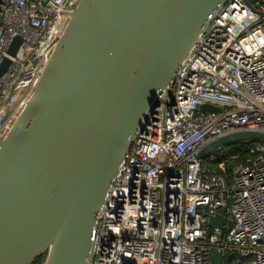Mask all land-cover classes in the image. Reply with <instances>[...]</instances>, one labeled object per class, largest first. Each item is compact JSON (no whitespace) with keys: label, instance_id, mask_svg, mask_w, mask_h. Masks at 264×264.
Returning <instances> with one entry per match:
<instances>
[{"label":"built area","instance_id":"obj_1","mask_svg":"<svg viewBox=\"0 0 264 264\" xmlns=\"http://www.w3.org/2000/svg\"><path fill=\"white\" fill-rule=\"evenodd\" d=\"M79 0H0V147L31 100ZM229 0L160 93L93 232V264H264V143L227 170L213 141L264 134V0ZM20 38L15 55L10 50ZM207 105L214 111H202ZM225 219L223 230L209 225Z\"/></svg>","mask_w":264,"mask_h":264},{"label":"water","instance_id":"obj_2","mask_svg":"<svg viewBox=\"0 0 264 264\" xmlns=\"http://www.w3.org/2000/svg\"><path fill=\"white\" fill-rule=\"evenodd\" d=\"M228 1L79 0L67 13L31 100L1 143L0 264H93V232L122 161ZM252 141L264 143V134L222 137L198 157ZM209 225L223 230L225 219ZM213 264H223L221 252Z\"/></svg>","mask_w":264,"mask_h":264},{"label":"trees","instance_id":"obj_3","mask_svg":"<svg viewBox=\"0 0 264 264\" xmlns=\"http://www.w3.org/2000/svg\"><path fill=\"white\" fill-rule=\"evenodd\" d=\"M250 145H252L251 142H239V143L231 144L225 147L230 152V155L240 154V157H241L238 159H232V158L228 159V162H227L228 173H230V170L234 165L242 162L246 158V156L248 155L247 149ZM44 260H45V257H42L35 264H43Z\"/></svg>","mask_w":264,"mask_h":264},{"label":"rangeland","instance_id":"obj_4","mask_svg":"<svg viewBox=\"0 0 264 264\" xmlns=\"http://www.w3.org/2000/svg\"><path fill=\"white\" fill-rule=\"evenodd\" d=\"M45 263V260H44V262H43V264Z\"/></svg>","mask_w":264,"mask_h":264}]
</instances>
